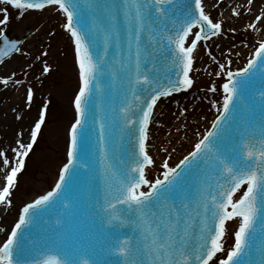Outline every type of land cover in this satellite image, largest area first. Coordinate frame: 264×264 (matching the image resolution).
Wrapping results in <instances>:
<instances>
[{
  "label": "snow or ice",
  "instance_id": "1",
  "mask_svg": "<svg viewBox=\"0 0 264 264\" xmlns=\"http://www.w3.org/2000/svg\"><path fill=\"white\" fill-rule=\"evenodd\" d=\"M252 5L253 0H247L245 6L238 7L252 12ZM10 8L20 10L19 16L29 10L62 13L63 28L74 41L81 86L74 98L78 117L71 125L68 160L59 182L54 191L23 207L18 222L0 245V264H264V90L242 116L236 129L238 146L228 145L240 111L234 101L238 95L244 100L242 93L250 77L264 69V38L246 67L232 71L231 60L227 65L218 64L227 80L222 84L223 102L216 108L212 130L174 167L165 161L162 179L150 180L146 169L154 164L148 151L154 110L162 98L192 87L197 46L220 36L223 20H213L205 11L204 0H85L83 4L81 0H0V40L4 45L0 62L21 51L18 41L3 35L10 23ZM233 14L242 15L236 9ZM247 27L257 33L264 28V9ZM161 56L163 71L158 66ZM43 71L51 69L45 64ZM106 73L115 93L111 131L118 132L121 140L134 136L133 151L119 166L104 164L103 196L88 206L86 223L76 222L78 202L69 194L61 202L62 211L54 225L44 230L42 241L30 240L25 231L35 224L37 210L47 209L69 189V177L78 164L89 168L79 159L78 151L87 112L99 90L97 78ZM10 82L22 83L0 78L4 86ZM210 90L215 92L216 86ZM129 95L139 109L138 116L127 103ZM33 97L28 88L29 107ZM47 111L44 105L29 142L17 140L12 159L0 152L5 169L2 206L12 204L18 174L25 168ZM108 132L109 126L101 121L100 141L107 143ZM104 159L108 161L106 151ZM234 220L238 221L232 233L234 242L226 247L229 222ZM85 244L92 246L91 255L96 259L81 258V253L87 254ZM254 252L259 259H253ZM112 255L116 258H106Z\"/></svg>",
  "mask_w": 264,
  "mask_h": 264
},
{
  "label": "rangeland",
  "instance_id": "2",
  "mask_svg": "<svg viewBox=\"0 0 264 264\" xmlns=\"http://www.w3.org/2000/svg\"><path fill=\"white\" fill-rule=\"evenodd\" d=\"M214 1L205 0V5L207 12L216 21L220 20L219 15L223 12L224 4L215 2L216 9L212 11ZM19 12L20 10L10 8V23L7 28L3 29V32H10V37L24 38L21 51L14 54L19 60L17 65H30L36 71L29 75L25 72L18 73L13 78L9 75L0 76V78L11 77L12 80L22 82L15 85L10 82L8 86L0 83V146L4 147L0 148V152L7 153L9 159L14 157L13 147L7 148L4 145L15 133V129L8 131L4 126V120L7 118L6 111L10 107L7 102L11 100L20 104L19 112L14 113L11 120L14 122V127H21L25 131V143L30 140V132L33 128L32 126L30 129V125L38 119L44 105L48 106V111L36 144L25 159V168L18 174L17 186L11 196L12 204L0 213V245L7 239L24 205L43 195L55 184L67 157L69 129L75 120L73 102L80 85L71 36L63 28L64 20L61 13L46 10L39 11L38 14L29 13L19 16ZM242 14H247L246 9L242 10ZM223 27V34L200 44L196 49L192 78L195 90L199 89L198 98L193 95L175 97L171 104L162 101L163 103H160L155 111L153 130L155 123L170 126L172 130L167 135L164 148L171 146L175 151L165 156V153L161 151V142H157L156 146L150 139L148 151L155 161L154 168L151 167L147 171L150 180L162 177L165 161L169 166H173L188 154L218 114L216 108L222 105L224 95L222 84L226 80V75L220 73L218 64L227 65V62L231 60L230 70L241 69L253 54L259 41L264 38V28L256 37L254 31L249 28L245 29L241 21L225 22ZM45 34L48 35L47 39H43ZM33 36L35 38L30 39ZM33 43L38 51L43 49L47 53L35 65L31 63ZM241 46L245 48L244 54L236 53L234 56L235 48ZM45 64L50 67L51 71L42 70ZM38 70L41 71L40 74ZM32 77L35 78L31 79ZM213 85L216 86L215 92L210 90ZM28 88H31L34 93L30 107L26 100ZM168 114L170 116L165 119V115ZM152 134L154 135V132Z\"/></svg>",
  "mask_w": 264,
  "mask_h": 264
},
{
  "label": "water",
  "instance_id": "3",
  "mask_svg": "<svg viewBox=\"0 0 264 264\" xmlns=\"http://www.w3.org/2000/svg\"><path fill=\"white\" fill-rule=\"evenodd\" d=\"M91 2V0H88ZM81 3H85V0H81ZM85 19L89 20V13L85 8ZM90 22V21H89ZM98 42L100 38H97ZM102 47V45H101ZM126 49V45H125ZM115 49H110V54L114 52ZM165 61L163 57H160L159 67H164ZM111 83V77L107 73L104 76H98L97 85L98 89L95 95L94 106L91 107L87 112L86 124L81 136V144L78 151V157L80 160L86 161L89 164V168L85 169L79 164L73 169L75 175L69 177V189L61 193L60 197L56 198L52 204L47 208H41L37 210L38 215L34 225L29 226L25 231V235L30 240L42 241L43 236L45 235V229L50 228L54 225V221L58 217V214L62 211L61 202L66 195H71L77 202L78 207L76 208V222L84 221L85 223L88 220L87 209L90 204H94L97 199H101L104 191V164L106 162H111L112 164L119 166V161L121 159H127L130 153L133 151L135 137H125L123 140L119 138L118 132L111 131V125L113 120V113L111 108L113 104V96L115 93L113 89L109 87ZM195 88L191 92V95L198 93ZM140 95V93H137ZM197 95V94H196ZM238 97V96H237ZM249 102V107L245 105L238 104L237 108L240 111L237 113L236 121L233 127L232 137L228 141L229 146L237 145L239 141V136L236 132V129L240 128L242 116L247 115V110L252 107L251 101ZM127 103L131 104L132 111L135 115H139V109L136 108L135 104L132 101V97L128 96ZM258 111V109H257ZM119 115V109H117V116ZM101 121L105 122L109 126L108 140L107 143L100 141L99 139V125ZM105 151L108 156V161H105ZM238 227V221L234 220L229 222V234L226 236V247H230L233 244L234 236L233 232ZM111 239V238H110ZM85 252L81 253V258H87L90 260L96 259L95 256L91 255L92 246L89 244L84 245ZM96 252H99V248L96 247ZM54 252H46V255H55ZM37 258H39V253H36ZM256 254L253 253V258L255 259ZM107 259H115V255L106 257ZM256 259H259L257 257Z\"/></svg>",
  "mask_w": 264,
  "mask_h": 264
},
{
  "label": "bare ground",
  "instance_id": "4",
  "mask_svg": "<svg viewBox=\"0 0 264 264\" xmlns=\"http://www.w3.org/2000/svg\"><path fill=\"white\" fill-rule=\"evenodd\" d=\"M215 2L216 3L218 2V3H223L224 4L223 12L220 13V15H219L220 20H223L224 23L225 22L229 23L232 20H234V23H237L238 21H241V24L243 25V27L245 29L248 28L247 25L249 23L253 22L255 15H258L259 14V10L260 9H263V7H264V0H253V5H252L253 11L252 12H247V14H245V15L242 14L240 17H236L233 14V9H236L238 11H241V13H242V10L243 9H246V8L245 7H238V6H245L247 4V0H245L244 2H242V0H215L214 1V6L211 8L212 11L216 9V3ZM46 10H49V9H45V10H43V12L46 11ZM29 13H31V14H38V12L36 10H29V11H25L24 15H27ZM43 20H45V19H43ZM63 20H64V17H63ZM213 20H214V18H213ZM257 27H260V25L258 24ZM254 34H255L256 37L259 36V33H257V32H254ZM44 37L45 38H43V39H47L48 35L45 34ZM34 38H35V36H33L30 39H34ZM40 43H42V42H40ZM2 45H3V42L1 43V46ZM34 45H35V43H33L31 45V54H32V61H31V63H33V65H35V63H37V61H39L40 58H43L44 57L43 53L46 52L43 49H41L40 51H38V49L35 48ZM244 52H245V48L243 46H241V47L235 48V51L233 52V54H234V56H236L235 55L236 53L243 55ZM18 61L19 60H18V57L16 55L11 56L9 59H7L6 61H4L0 65V76L9 75V76H11L13 78V76H15L18 73L22 74V73L25 72L28 75L31 72L35 73L36 69L31 68L30 65H28V66H25V65L18 66L17 65ZM43 69H44V67L42 68V70ZM40 73H41V71L38 70V74H40ZM34 78L35 77H32L31 79H34ZM20 94H21V91H20ZM7 103H9L10 107L6 111L7 118H6V120H4L5 121L4 126L7 128L8 131H12L13 129H15V133H14V136H12L11 138H9L8 141L4 143V145L7 148H12L13 147V149H14V148L17 147V140H23L24 141V139H25V131L21 127H19V128L18 127H14L13 126L14 122H12V120H11L13 114L14 113L17 114L19 112V109L20 108L18 106L20 104H18L17 102L11 101V100L9 102H7ZM158 105H160V104L158 103ZM169 116H170V114L165 115V119H168ZM7 122H8V124H7ZM33 125H34V122H33L32 125H30V129L32 128ZM152 126H153V123L151 124L150 129H149V140H148V144L150 142V139L152 140V142L156 146H157V142H161L162 149H163V150L161 149V151L163 153H165V156L170 155L173 151H175V149H174V147H171V146L164 148V146L166 145L164 143L166 141L167 135L171 132L172 128H170V126H168V127L167 126H162L161 123H155L154 130H153V127ZM155 128H157V129H155ZM152 132H154V135L153 134L151 135ZM21 133H23L22 136L20 135ZM0 148H4V147L3 146H0ZM165 149H167V151H165ZM13 162H14V160H13ZM154 164H155V162H154ZM4 175H5V169H4V166H3L2 162H0V188H2L4 186V183H5V181H4ZM5 209H6L5 206L0 205V213L2 211H5Z\"/></svg>",
  "mask_w": 264,
  "mask_h": 264
}]
</instances>
